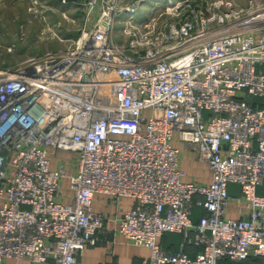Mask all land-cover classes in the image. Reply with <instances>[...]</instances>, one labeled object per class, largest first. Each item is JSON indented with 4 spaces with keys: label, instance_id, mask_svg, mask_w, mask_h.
Listing matches in <instances>:
<instances>
[{
    "label": "built area",
    "instance_id": "2783aa9c",
    "mask_svg": "<svg viewBox=\"0 0 264 264\" xmlns=\"http://www.w3.org/2000/svg\"><path fill=\"white\" fill-rule=\"evenodd\" d=\"M225 5L126 21L123 45L114 21L133 9L86 0L65 49L0 66V264H86L104 221L95 193L134 200L118 232L149 250L144 264L264 257V103L245 99H264V3ZM175 135L208 166L207 184L182 181ZM57 151L67 155L52 166ZM230 201L247 216L226 218ZM164 233L199 252L164 250Z\"/></svg>",
    "mask_w": 264,
    "mask_h": 264
},
{
    "label": "crops",
    "instance_id": "0c3cea01",
    "mask_svg": "<svg viewBox=\"0 0 264 264\" xmlns=\"http://www.w3.org/2000/svg\"><path fill=\"white\" fill-rule=\"evenodd\" d=\"M184 0H169L177 5L181 4ZM122 7H130L133 9V13L129 14L123 10L114 21L113 34L115 39L125 45L126 37L122 34V30L126 21H132L134 24H143L147 20L153 17L152 3L153 0H118ZM51 5L57 6L59 2H53ZM120 5V6H121ZM83 25V23H82ZM79 32V31H78ZM57 38L61 35L63 38H72L78 35L67 34L57 28V33H54ZM55 51V50H51ZM245 99L250 103L262 104L263 98H255L252 96H246ZM172 146L179 150V168L182 171V181L207 184L210 180V171L208 166L196 157L193 150L186 147L180 142L176 135L173 137ZM62 157L66 156L65 152H59ZM55 165V160L52 161V166ZM67 189V182L63 184ZM228 191L231 196L239 195V189L234 184L228 185ZM258 195H264V182L262 185L256 188ZM69 193V192H68ZM65 198L63 202H67ZM134 204V200L130 197H121L114 199L112 196L103 193H95L91 201V209L93 212L103 216V227L98 237L99 240L92 246H87L82 253L81 261L86 264H96L98 260H104L107 263L116 264H144L146 258L149 255V250L146 247L137 246L128 242L119 232V219L121 216L131 208ZM202 209L193 207L192 219H197L203 214ZM247 211L241 204L234 201H230L225 210V217L228 219H236L239 217H246ZM192 233L189 234V238H192ZM157 242L161 247L170 252L182 251L189 256H194L199 252V248L189 243L179 233H164L157 239ZM251 257V256H250ZM249 262H248V261ZM244 262V261H243ZM264 264V258H248L243 264ZM22 264H27L24 262Z\"/></svg>",
    "mask_w": 264,
    "mask_h": 264
},
{
    "label": "rangeland",
    "instance_id": "374dc122",
    "mask_svg": "<svg viewBox=\"0 0 264 264\" xmlns=\"http://www.w3.org/2000/svg\"><path fill=\"white\" fill-rule=\"evenodd\" d=\"M153 1V17L165 23L182 19L187 15V10L192 8L202 9L205 14H209L228 10L230 6L225 5V2L240 7L248 4V0H189V7L180 6L176 9V3H169V0ZM195 1L196 6L193 5ZM53 2H59V5H51ZM85 2L86 0H0V66L13 67L29 56L65 49L74 37L63 38L59 35L57 38L54 33H57L58 28L67 34H77L82 27ZM258 2L263 4L264 0ZM215 6L218 10L213 11ZM256 69L264 72V64L257 65ZM59 154L57 151L53 160L61 157Z\"/></svg>",
    "mask_w": 264,
    "mask_h": 264
},
{
    "label": "trees",
    "instance_id": "16d2710c",
    "mask_svg": "<svg viewBox=\"0 0 264 264\" xmlns=\"http://www.w3.org/2000/svg\"><path fill=\"white\" fill-rule=\"evenodd\" d=\"M196 4H197L196 1L193 2V5H194V6H196ZM246 101H247V100H246ZM247 103H249V104L252 105V103H250L249 101H247ZM253 104H256V103H253ZM248 258H264V257H253V256H251V257H248ZM248 258H246V259H248ZM246 259H245V260H246ZM245 260H244V262H245ZM247 261H248V260H247ZM244 262L242 261V262H240V263H231V262H229V261H221L220 264H243ZM248 262H249V261H248ZM246 264H248V263H246ZM249 264H251V263H249Z\"/></svg>",
    "mask_w": 264,
    "mask_h": 264
}]
</instances>
